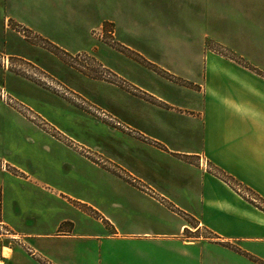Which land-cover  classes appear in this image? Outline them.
<instances>
[{"label":"crops","instance_id":"crops-1","mask_svg":"<svg viewBox=\"0 0 264 264\" xmlns=\"http://www.w3.org/2000/svg\"><path fill=\"white\" fill-rule=\"evenodd\" d=\"M100 7L139 38L172 30L218 44L169 48L204 61L184 65L182 82L141 64L125 66L137 94L96 80L129 99L113 105L132 124L122 128L12 82L45 104L48 124L0 100V264H264V209L223 176L264 201V73L226 55L264 54V0H0V36L16 40L17 58L32 53L26 33L63 51L53 38L89 37ZM149 47L143 60L170 72L144 57L163 50Z\"/></svg>","mask_w":264,"mask_h":264},{"label":"rangeland","instance_id":"rangeland-1","mask_svg":"<svg viewBox=\"0 0 264 264\" xmlns=\"http://www.w3.org/2000/svg\"><path fill=\"white\" fill-rule=\"evenodd\" d=\"M132 11L137 12L135 9H132ZM108 12L114 20H108ZM6 13L10 14L11 12L7 10ZM95 14L98 19L95 20V26L92 28L89 37L63 38L62 40L60 38H53L64 45L62 46L63 51L57 48L54 43L44 38L26 33V36L19 37V40L21 39L26 42L25 46H29L32 53L25 54L22 50L21 53L25 59L17 58L14 55H10V51L17 46L15 44L17 43L16 40L13 43L11 38L0 36V86H3L8 94L13 95L16 101L13 100L17 102L16 104L18 106L21 104L23 108L19 109V107L13 105L14 101L11 104L9 103V106L36 126L45 129L39 123L42 116L37 113V107L39 109L44 108L46 107L45 104H41V101L35 102L24 96L17 90L22 86H14L12 84L13 81L20 85H24L27 81L33 82L37 84L38 88L54 94L62 101L64 100L68 106L86 112L95 118L108 121L113 125H115L113 122H117L118 124L115 126L122 128L131 126L132 124L130 123V125L123 115L116 112L114 107L116 108L120 103H127L129 99L128 101L125 99H114L116 96L114 93L117 91L108 86V84L100 83V81L96 80L106 83L109 81L117 82L121 89L125 88L124 90L127 92L137 94L136 90H133L134 87L131 83L127 81L128 77H130L127 74V67L132 69L137 64H141L151 67L152 70L160 73L165 78L182 82L185 77L182 73L184 65L186 66L188 63L192 64L194 68H200L204 61L197 57L200 54H195L197 58L193 59L194 54H176L168 51L170 50L169 48L187 44L189 41H192L193 45L198 43L218 44L217 38H188L177 36L175 35L176 32L172 30L165 32L164 35L167 36L151 35L139 38L137 37L138 31H132L133 29H129L130 31L122 30L123 24L119 19L122 16L120 12L107 11L106 7H100ZM129 24L131 27L138 28L139 21L132 20ZM8 25L15 30L21 31V33L25 29L21 25L14 22L11 23L10 21H8ZM145 45L148 46V51L152 49L149 46L163 49L161 52H143V54L147 59L152 58L155 60L153 64L159 62L160 65L167 67L170 72H165L166 70H162L158 66L151 65L143 60L142 55L139 54V50L145 49ZM226 55L244 62L249 67H253L252 64H257L259 70L264 73V54L226 53ZM125 66L127 67L125 68ZM26 71L30 73L27 74ZM121 79L126 81L125 84H122L123 81ZM46 80L48 83H46ZM64 93L67 94L65 95ZM106 97L110 99V103L107 102L108 99L106 100ZM67 122L65 123L68 125L67 127L73 130L70 132L64 131L68 138L70 137L69 141L84 145L83 142L75 138L74 134L76 130L74 129L77 126ZM51 134L56 135L54 133ZM248 195L254 199L252 201L254 204L264 209V201L250 191H248Z\"/></svg>","mask_w":264,"mask_h":264},{"label":"built area","instance_id":"built-area-1","mask_svg":"<svg viewBox=\"0 0 264 264\" xmlns=\"http://www.w3.org/2000/svg\"><path fill=\"white\" fill-rule=\"evenodd\" d=\"M109 76V75H108ZM125 82L126 81H123L122 82V84H125ZM46 83H48V82H46ZM117 83V82H116ZM65 95L67 94V93H64ZM14 98H13V95H11V94H8V92H6L5 91V88L3 87V86H0V100L2 101V102H4V104L6 105V106H9V103L11 104L14 100H13ZM16 101V100H15ZM14 101V102H15ZM17 102H15L13 105H16L17 107H19V109H21V108H23V106L21 107V104H20V106H18V104H16ZM11 109H13L11 106H9ZM14 110V109H13ZM33 118V117H32ZM34 119V118H33ZM40 124H42V126H47V122L44 120V119H42L41 118V120H40V122H39ZM115 125H117L118 123L117 122H113ZM56 134V136L57 137H63V138H65V135L63 134V133H60V132H58V133H55ZM197 161H198V166H199V168L203 171V172H208V171H210V172H213L214 170H212V167L210 166V164L207 162V160L202 156V155H198V158H197ZM233 187L241 194V195H243V196H245V197H247L249 200H251V201H254V199L253 198H251L249 195H248V191L246 190V189H244L241 185H239V184H233ZM26 250L28 251V253L31 255V256H33V257H35L36 255H35V253H34V251L31 249V248H29V247H27L26 248Z\"/></svg>","mask_w":264,"mask_h":264},{"label":"trees","instance_id":"trees-1","mask_svg":"<svg viewBox=\"0 0 264 264\" xmlns=\"http://www.w3.org/2000/svg\"><path fill=\"white\" fill-rule=\"evenodd\" d=\"M224 176V178L226 179V181H228L230 184H235L229 177H227V176H225V175H223ZM239 184V183H238ZM240 185V184H239ZM244 188V187H243ZM245 189V188H244Z\"/></svg>","mask_w":264,"mask_h":264}]
</instances>
